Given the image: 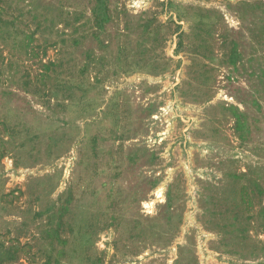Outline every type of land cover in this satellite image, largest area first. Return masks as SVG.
I'll return each mask as SVG.
<instances>
[{
	"label": "rangeland",
	"instance_id": "374dc122",
	"mask_svg": "<svg viewBox=\"0 0 264 264\" xmlns=\"http://www.w3.org/2000/svg\"><path fill=\"white\" fill-rule=\"evenodd\" d=\"M0 17V264H264V0Z\"/></svg>",
	"mask_w": 264,
	"mask_h": 264
},
{
	"label": "trees",
	"instance_id": "16d2710c",
	"mask_svg": "<svg viewBox=\"0 0 264 264\" xmlns=\"http://www.w3.org/2000/svg\"><path fill=\"white\" fill-rule=\"evenodd\" d=\"M0 21L3 23V25L7 22L5 21L3 18L0 17ZM1 30H2V26H0ZM4 29V28H3Z\"/></svg>",
	"mask_w": 264,
	"mask_h": 264
}]
</instances>
